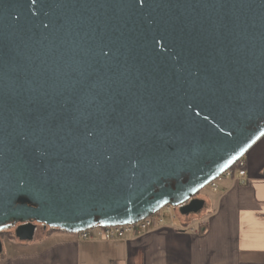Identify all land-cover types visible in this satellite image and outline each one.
<instances>
[{
    "label": "water",
    "instance_id": "water-1",
    "mask_svg": "<svg viewBox=\"0 0 264 264\" xmlns=\"http://www.w3.org/2000/svg\"><path fill=\"white\" fill-rule=\"evenodd\" d=\"M263 137L264 0H0V231L21 242L200 215Z\"/></svg>",
    "mask_w": 264,
    "mask_h": 264
},
{
    "label": "crops",
    "instance_id": "crops-1",
    "mask_svg": "<svg viewBox=\"0 0 264 264\" xmlns=\"http://www.w3.org/2000/svg\"><path fill=\"white\" fill-rule=\"evenodd\" d=\"M245 161L249 181L218 182L213 209L199 217L204 232L186 229L194 220L183 215L128 241H83L48 230L32 242L0 238V264H264V137Z\"/></svg>",
    "mask_w": 264,
    "mask_h": 264
},
{
    "label": "built area",
    "instance_id": "built-area-1",
    "mask_svg": "<svg viewBox=\"0 0 264 264\" xmlns=\"http://www.w3.org/2000/svg\"><path fill=\"white\" fill-rule=\"evenodd\" d=\"M221 180H231L241 185L247 184L249 181L247 174V164L245 159H241L234 164L229 170L219 176L213 181L209 187L215 193L218 191V182ZM166 210L171 213V218L176 219L182 216L179 212V208L173 206H166L156 214L134 224L126 226H115V227H101L98 226L89 231L80 233L81 240L83 241H128L131 239L141 238L142 236L151 233L155 230H159L166 226ZM196 222L188 226L186 229L192 232H204L205 226L199 228Z\"/></svg>",
    "mask_w": 264,
    "mask_h": 264
},
{
    "label": "rangeland",
    "instance_id": "rangeland-1",
    "mask_svg": "<svg viewBox=\"0 0 264 264\" xmlns=\"http://www.w3.org/2000/svg\"><path fill=\"white\" fill-rule=\"evenodd\" d=\"M219 181V180H218ZM197 199H201V200H204L205 202H206V198L209 200V203H210V205H205V208H204V210H203V212H207V211H211V209H213V207H214V204H215V199H216V195H215V193H213V191H212V189L209 187V186H207L206 188H204L201 192H200V194H198V196L196 197ZM166 212V219H168L169 217H171L170 215H171V213L168 211V210H166L165 211ZM192 217H191V219L192 220H194L193 221V224H195L196 222H199L200 220V216H201V214L200 215H197V216H195V215H191ZM38 227L40 228V229H44V227L43 226H41V225H38ZM49 229H46V231H44V232H47ZM14 229L12 230V232L10 233L11 235H0V238L2 239V241H5L6 242V244H9V242L10 241H15V239H16V237L14 236Z\"/></svg>",
    "mask_w": 264,
    "mask_h": 264
},
{
    "label": "flooded vegetation",
    "instance_id": "flooded-vegetation-1",
    "mask_svg": "<svg viewBox=\"0 0 264 264\" xmlns=\"http://www.w3.org/2000/svg\"><path fill=\"white\" fill-rule=\"evenodd\" d=\"M198 196V195H197ZM196 196V197H197ZM195 197V198H196ZM21 224H18V225H15V226H13V225H7V226H5V228L4 229H2L1 231H0V235H11L10 233L12 232V230L14 229L15 231H14V236H15V232H16V229L20 226Z\"/></svg>",
    "mask_w": 264,
    "mask_h": 264
},
{
    "label": "trees",
    "instance_id": "trees-1",
    "mask_svg": "<svg viewBox=\"0 0 264 264\" xmlns=\"http://www.w3.org/2000/svg\"><path fill=\"white\" fill-rule=\"evenodd\" d=\"M243 159H245V158H243Z\"/></svg>",
    "mask_w": 264,
    "mask_h": 264
}]
</instances>
